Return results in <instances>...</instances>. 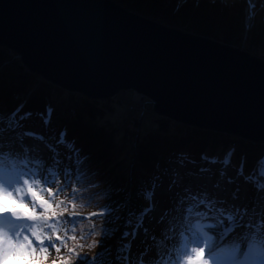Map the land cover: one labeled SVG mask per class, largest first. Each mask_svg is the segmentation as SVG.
<instances>
[{
    "label": "water",
    "instance_id": "1",
    "mask_svg": "<svg viewBox=\"0 0 264 264\" xmlns=\"http://www.w3.org/2000/svg\"><path fill=\"white\" fill-rule=\"evenodd\" d=\"M233 42L114 0H0V46L45 81L95 99L133 90L160 116L264 143V58Z\"/></svg>",
    "mask_w": 264,
    "mask_h": 264
},
{
    "label": "trees",
    "instance_id": "2",
    "mask_svg": "<svg viewBox=\"0 0 264 264\" xmlns=\"http://www.w3.org/2000/svg\"><path fill=\"white\" fill-rule=\"evenodd\" d=\"M114 1L164 25L227 43L234 41L242 45L244 42L250 53L264 58V11L258 12L254 27L246 31L242 22L246 0H226L222 4L216 0ZM15 54L0 46V116H7L23 104L21 115L31 112L29 118L34 120L41 117L39 114L47 115L46 109L51 107L46 138H57L66 129L67 139L74 140L77 148L89 157L82 178L75 174L68 176L74 181V191L66 193L58 206L49 203L56 214L73 215L58 227L57 237L60 239L52 245L51 256L43 255L44 264H82L77 254L94 258L98 252H107L108 249H111L115 262L120 244L127 243L121 239L123 233L133 230L127 226L129 214L141 213L149 204L141 193L149 187L158 171L157 165L163 169L180 154L196 158L205 154L222 159L234 149L232 165L239 167L241 158H245L244 173L247 175L257 167L260 156H264V143L252 144L236 136L218 135L212 130L180 122L174 124L173 120L163 116L148 118L147 124L143 125L145 111H153L146 102L142 113L128 115L124 121V116L115 118L110 112L111 107L115 108V97L89 98L52 85L38 74L29 72ZM109 188L112 190L110 198L107 195ZM116 189L123 191L117 192ZM131 193L139 201L135 207L128 199ZM102 199L105 201L101 202ZM125 200L126 208L107 215L106 204L111 203L115 208ZM83 212L91 215L79 216ZM131 219L135 225L136 217ZM106 220L112 222L106 224ZM54 224H59L58 220ZM105 227L109 229L106 237L103 233ZM104 259H108L107 255Z\"/></svg>",
    "mask_w": 264,
    "mask_h": 264
},
{
    "label": "snow or ice",
    "instance_id": "3",
    "mask_svg": "<svg viewBox=\"0 0 264 264\" xmlns=\"http://www.w3.org/2000/svg\"><path fill=\"white\" fill-rule=\"evenodd\" d=\"M246 4L245 28L250 31L254 27L258 14L257 0H246ZM260 8L264 10V0H260ZM22 111L23 104L8 116H0V152L5 149L14 152L19 148L29 161L35 160L36 163L29 167L26 161L24 165L14 166L12 170L6 171L0 177V186L11 188L20 183L22 176L40 177L43 183L48 184L54 182L56 175L60 172H63L65 176V186H67L69 175L75 174L82 178L81 174L86 172L89 157L83 154L82 149L77 148L74 140L67 139V130H62L58 139L55 136L46 138L39 133L26 130L22 121L28 119L32 113L27 112L21 115ZM46 113L47 115L39 114L45 126L51 121L52 108L48 107ZM9 133L11 135H8ZM25 138L38 140L45 145L52 153L49 158L51 165H48L45 158L40 155V149L37 146L24 143ZM50 140H55V144L50 143ZM61 147L65 149L66 155L62 156ZM234 151L230 149L222 159L201 155L204 165L219 164L221 166L218 173L209 166H201L196 171L187 170L181 173L179 168L197 163L185 154H180L175 161L179 168H173L170 171L167 168L160 169L157 165V173L153 175L149 187L141 193L149 201L148 207L141 213L129 214L127 226L133 228V231L123 233L121 239L126 240L127 243L120 244L115 262L111 257V249L107 252H98L94 258L77 254V259L82 264H181L180 258L187 256L189 245H194L196 247L192 248L193 252L198 249L206 251L209 258L200 261V264H240L242 259L251 260L254 264H264V157L260 158L257 167L247 175L244 173L245 158L242 157L240 166L235 169L236 175L230 176L228 168L234 167L232 165ZM45 171L48 172L47 178L44 176ZM165 177H169L167 185H165ZM241 178L245 184H251L254 189L251 208L230 202L240 199L239 180ZM23 184H29V180L24 179ZM229 185H235V187L229 188ZM158 189L169 194L168 201L171 205L160 213L159 235L155 230L144 226L145 217L156 210ZM29 191L33 207L38 203L44 208L43 212L37 213L34 210L20 212L15 208L0 205V213H11V216H0V264H8L10 260L17 261L18 264H34L31 260V257L36 255L33 244L38 242L42 245L46 242L41 239L38 232L41 226L36 223L29 224L27 221H41L46 224L51 205L43 199H38L35 191L31 189ZM116 191L120 192L123 189H116ZM111 192L109 188L107 191L109 198ZM104 207L107 215L111 216L122 208H126L127 201L125 200L115 208L111 203ZM52 216H56L54 211ZM133 216L137 221L135 225L131 219ZM111 222L106 220V224ZM141 231L145 237L142 241L144 249L133 255L132 244ZM25 232L30 233L34 239L23 234ZM103 233L106 237L109 229L105 227ZM57 239L60 238L57 237ZM51 240V236L47 237V241ZM226 244L228 246L224 247ZM48 246L52 247V244L49 243ZM100 246L103 249V241L100 242ZM105 255L108 257L107 260L104 259ZM186 264H192L190 258Z\"/></svg>",
    "mask_w": 264,
    "mask_h": 264
},
{
    "label": "rangeland",
    "instance_id": "4",
    "mask_svg": "<svg viewBox=\"0 0 264 264\" xmlns=\"http://www.w3.org/2000/svg\"><path fill=\"white\" fill-rule=\"evenodd\" d=\"M179 1H183V0H179ZM196 1L198 2L200 0H196ZM216 1L219 2L220 4L226 2V0H216ZM163 2L166 3L168 1L163 0ZM210 3H212V2H210ZM245 6L246 7L244 8V11H243L244 21H245L247 4ZM263 11L264 10H261V8H260V0H257V13L258 12L262 13ZM262 26L264 27V24H262ZM233 44H235V43L233 42ZM15 56H16V54H15ZM114 97L116 98L115 108L113 109V107H111L110 112L113 115V117H115V118H119L121 116H124L123 121L126 119V117L128 115H134V114L139 113V112L142 113V109H143L142 106L144 105V102H146L147 104L150 103L146 98H143V97L141 98V95L139 93L133 91V90H119L115 94ZM112 98L113 97L100 98V99H112ZM131 105H132V107H131L132 109L130 108ZM155 115L160 116V115L154 113L153 111L151 112L150 109L146 110L144 113V121L142 124L146 125L148 122L147 119L153 118ZM28 122L32 123V120H29ZM117 122H120V121H117ZM38 128L39 127L36 126V129H38ZM30 129H32V128L28 127L26 130H30ZM30 131H33V130H30ZM41 134L43 135V133H41ZM216 134L225 135L226 133L216 132ZM28 140H31V141L35 142V144L40 145V147L43 149V151H42V153H40V155H42L45 158V161L48 163V165H51V160L49 159L51 157V152L48 151V149L45 147V145L38 140L25 138L24 143L26 145H29ZM60 151H61L62 156H63V154H64L63 150L60 149ZM9 152L11 155L10 156L11 163L6 164L4 162H0V168H6L7 166H9L10 168L7 171H10L13 169L14 166L19 167L20 165H23L21 163H18V161H24L25 162L27 160L29 162L28 157H26L23 153L22 154L24 156H15L13 151H9ZM35 163H36V161H34L31 164L33 165ZM65 163L67 164L68 162L66 161ZM228 171H230V170H228ZM235 175H236V173H235ZM44 176H45V178L48 177L47 171H45ZM24 179H28L29 184H27V185L23 184ZM73 182H74L73 180H69L67 177V186H65V176L63 175V172L58 173L55 177L54 182H50L48 184L43 183V180L40 177L30 178L27 176H22V180H20V183L14 185L11 188L4 186V188H0V192L3 195V201L8 204L6 207H8V206L9 207H16V206L22 207L23 206L25 208V210L23 212L34 210L37 213H40V212L44 211V208L40 207L38 203L36 204L35 207H33V201H32L31 192L29 191V189H31L32 191H35L37 193L38 199H43V200L47 201L48 204L50 203L52 205L58 206L57 204H60L61 200L64 198L66 193H72L74 191ZM249 187L251 190L252 185H250V186L246 185L245 189L249 191V194H250L249 199L251 202L252 196H251ZM229 188H233V187H231V185H230ZM16 189H20V191H16ZM8 193H11V196H9ZM165 193L166 192H164L162 189H158L156 195H162L163 196V194H165ZM241 196H242V192H240V199L235 200V201H230V202L231 203H237L238 201L241 200ZM128 199H129L131 205L132 204L134 205V204H136V202H139L138 200L135 199L134 193H131V195L128 197ZM156 200H160L159 197L156 196ZM104 201L105 200H103V199L101 200V202H104ZM25 205H27V207H25ZM135 206L136 205H134L133 207H135ZM52 207L53 206H51V208L48 211V220H47L46 224L44 222H41V221H32L30 223V224L36 223V224L41 226L40 228H38V232L41 236V239L46 241L42 245L39 244L38 242L36 244H33L32 247L35 248L36 252L38 250H40V255H38L39 254L38 253L37 255L31 257V260L34 261V264H44V262L42 260H40V258L43 257L42 254H45L47 256L52 255V247H49L48 244L51 243L53 245L57 241V236H58L57 230H59L58 227L59 228L62 227V224L65 222H68L70 217L73 215V213L62 214V215L56 214V216L53 217L52 216V212H53L52 210H54V209ZM90 215H88V216H90ZM148 219L151 220L150 223H148ZM157 219H158V217H154V218H152L150 216L146 217V219L144 220V226L150 230H154V224H156ZM55 220H58L59 224H54ZM47 225H52L54 227H48ZM156 232H158V230ZM53 233H55V235H53ZM23 234L29 235L30 233L25 232ZM49 236L52 237V240L50 242L47 241V237H49ZM138 236L142 239H145L142 231ZM21 239H22V237H21ZM177 246H178V242H177ZM194 247H196V246L189 245V251L187 253V256H182L180 258V261H182L181 264H186V262L189 258L191 259L192 264H200V261L204 260V258H205L204 254L206 252L201 251V250H198V252H193L192 248H194ZM143 249H144V244L142 243V241H139L138 244L136 242L134 245L132 244V253L136 254L138 252L143 251ZM29 250H31V249H29ZM13 261L14 260H10L9 264H11Z\"/></svg>",
    "mask_w": 264,
    "mask_h": 264
},
{
    "label": "bare ground",
    "instance_id": "5",
    "mask_svg": "<svg viewBox=\"0 0 264 264\" xmlns=\"http://www.w3.org/2000/svg\"><path fill=\"white\" fill-rule=\"evenodd\" d=\"M175 122H178V121H174L173 123L176 124ZM183 125H186V124L184 123ZM10 134H11V133H9V135H10ZM46 137H47V136H46ZM28 141H29V146H32V145L37 146V147L40 149V153H42L43 149L40 147V145L35 144V142H33V141H31V140H28ZM55 142H56L55 140H52V143H53V144H55ZM9 154H10L9 150H8V149H5L4 151L0 152V159H1V158H6ZM14 155H15V156H24V155L22 154V152L20 151V149H18V148L14 151ZM188 157H190L192 160H195L197 163H196L195 165H193V164H187L185 168H179V165L175 163L176 160H170V161H169V164H168L167 167H165V168L169 169L170 171H171V169H173V168H179V170L181 171V173H183V172H185V171H187V170L196 171V170H197L199 167H201V166H209V167H211V168L213 169L214 172H217V171H216V164H214V165H204L203 162H200V161H199V160H201V158H196L195 156H192V155H191V156H188ZM28 160H29V158H28ZM34 161H35V160H30L29 162H30V163H33ZM219 168H220V165H219ZM236 168H238V167H234L233 169H230L231 172L228 171V174H229L230 176H235V173H236L235 169H236ZM163 169H164V168H163ZM217 169H218V168H217ZM228 170H229V169H228ZM234 172H235V173H234ZM168 179H169V177H165V185H167V183H168ZM214 179H215V177H214ZM185 182H187V180H186ZM240 184H241V185H240ZM239 185H240V188H241L242 196H241V200L238 201V202L235 203V204H238V205H240L241 207H243L244 205H247L249 208H251V207H252V201L250 202V199H249L250 194H249V191L245 189L246 185H247V186H250V184H245L244 181H243V179L241 178V179L239 180ZM228 187H230V185H229ZM231 187L234 188L235 185H231ZM0 188H2V186H0ZM249 190H250V187H249ZM250 193H251V196H252V195L254 194V189H253V191L250 190ZM158 194H159V193H158ZM156 196L159 197L160 200H156V201H157V207H156V210H155L154 212H151V213L149 214V216L152 217V218H154V217H158V218H159L160 213H161V211H162L164 208L171 207V205L169 204V201H168V197H169V194H168V193L163 194V196H162V195H156ZM248 201H249V202H248ZM145 218H146V217H145ZM150 221H151V220L148 219V223H150ZM27 222H28V221H27ZM158 226H159V224H158V219H157L156 224H154V230H155ZM30 239H34V238H33L32 236H30ZM143 240H144V239H142V238L139 237L138 242H139V241H143ZM138 242H137V244H138ZM224 246H228V245L226 244V245H224ZM133 255H135V253H133ZM11 264H18V262H17V261H13Z\"/></svg>",
    "mask_w": 264,
    "mask_h": 264
}]
</instances>
